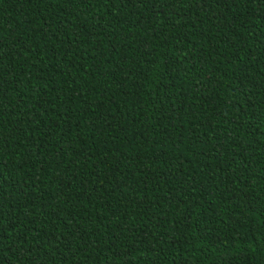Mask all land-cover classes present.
I'll return each instance as SVG.
<instances>
[{
	"label": "trees",
	"instance_id": "16d2710c",
	"mask_svg": "<svg viewBox=\"0 0 264 264\" xmlns=\"http://www.w3.org/2000/svg\"><path fill=\"white\" fill-rule=\"evenodd\" d=\"M195 4L0 0V264H264V2Z\"/></svg>",
	"mask_w": 264,
	"mask_h": 264
},
{
	"label": "snow or ice",
	"instance_id": "6c2138e0",
	"mask_svg": "<svg viewBox=\"0 0 264 264\" xmlns=\"http://www.w3.org/2000/svg\"><path fill=\"white\" fill-rule=\"evenodd\" d=\"M219 2V0H218ZM225 3H228L229 0H224ZM230 2L232 4L236 3V0H230ZM262 2H264V0H262ZM159 3V7L161 10H168V9H172L173 10V14H175V9H174V5L176 3H180L183 4L184 0H158ZM194 6H199V0H196V4ZM79 41H76V43H78Z\"/></svg>",
	"mask_w": 264,
	"mask_h": 264
}]
</instances>
